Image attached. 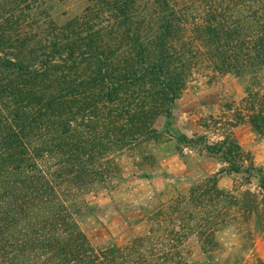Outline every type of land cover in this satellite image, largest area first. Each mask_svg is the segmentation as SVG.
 <instances>
[{
  "label": "trees",
  "instance_id": "obj_1",
  "mask_svg": "<svg viewBox=\"0 0 264 264\" xmlns=\"http://www.w3.org/2000/svg\"><path fill=\"white\" fill-rule=\"evenodd\" d=\"M50 1L0 0V264H192V242L207 255L221 229L263 227L264 167L230 128L181 138L223 166L150 211L145 232L96 246L79 219L197 74L242 79L229 123L264 135V0H90L62 25Z\"/></svg>",
  "mask_w": 264,
  "mask_h": 264
},
{
  "label": "rangeland",
  "instance_id": "obj_2",
  "mask_svg": "<svg viewBox=\"0 0 264 264\" xmlns=\"http://www.w3.org/2000/svg\"><path fill=\"white\" fill-rule=\"evenodd\" d=\"M90 0H51L52 18L59 25L80 16ZM245 95L244 81L227 74L205 72L193 77L175 101L173 115L156 121L158 138L138 150L118 156L120 174L110 183L86 192L91 206L80 217L82 230L96 246L123 244L148 228L150 211L182 194L195 182L221 171L223 164L203 147H192L181 138H222L230 128L253 161L264 167V135L248 122L232 126L231 108ZM235 176L220 174V185L233 187ZM255 181L251 187L259 191ZM246 226V225H245ZM244 227V225H243ZM249 228V227H248ZM252 236L228 226L217 233L219 249L204 254L195 242L192 264H264V226L252 221Z\"/></svg>",
  "mask_w": 264,
  "mask_h": 264
}]
</instances>
